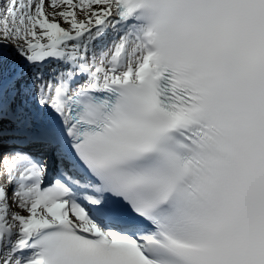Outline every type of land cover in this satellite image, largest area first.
I'll list each match as a JSON object with an SVG mask.
<instances>
[{
  "label": "snow or ice",
  "instance_id": "snow-or-ice-1",
  "mask_svg": "<svg viewBox=\"0 0 264 264\" xmlns=\"http://www.w3.org/2000/svg\"><path fill=\"white\" fill-rule=\"evenodd\" d=\"M0 264H264V0H0Z\"/></svg>",
  "mask_w": 264,
  "mask_h": 264
}]
</instances>
